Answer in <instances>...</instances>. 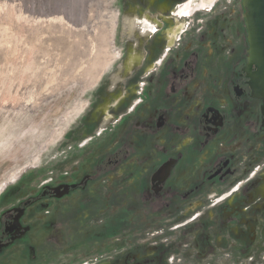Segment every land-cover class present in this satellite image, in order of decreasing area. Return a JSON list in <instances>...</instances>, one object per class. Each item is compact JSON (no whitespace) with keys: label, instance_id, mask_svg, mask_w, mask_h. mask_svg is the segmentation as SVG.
<instances>
[{"label":"rangeland","instance_id":"374dc122","mask_svg":"<svg viewBox=\"0 0 264 264\" xmlns=\"http://www.w3.org/2000/svg\"><path fill=\"white\" fill-rule=\"evenodd\" d=\"M119 11L117 0H0V216L77 166L82 152L72 139L97 120L90 104L109 98L122 74L111 68L115 32L136 27L128 18L120 24ZM113 181L59 207L36 203L25 217L32 222L24 221L31 230L0 241V264H264L258 190L230 208L221 202L212 218L216 199L157 210L156 200L130 198V186ZM57 210L56 219L44 212Z\"/></svg>","mask_w":264,"mask_h":264},{"label":"flooded vegetation","instance_id":"af4514ba","mask_svg":"<svg viewBox=\"0 0 264 264\" xmlns=\"http://www.w3.org/2000/svg\"><path fill=\"white\" fill-rule=\"evenodd\" d=\"M126 1L117 0V18L136 27L115 32L111 68L122 74L109 98L90 104L97 120L86 117L72 139L82 152L77 166L1 215V242L31 230L24 221L36 203L57 205L111 177L117 189L130 186V198L156 200L157 210L216 199L212 218L215 206L230 208L253 188L264 199V86L249 63L242 0ZM199 210L188 209L191 221ZM44 212L56 219L60 210Z\"/></svg>","mask_w":264,"mask_h":264},{"label":"water","instance_id":"95a60500","mask_svg":"<svg viewBox=\"0 0 264 264\" xmlns=\"http://www.w3.org/2000/svg\"><path fill=\"white\" fill-rule=\"evenodd\" d=\"M247 29L249 63L259 68L255 84L264 86V0H242Z\"/></svg>","mask_w":264,"mask_h":264}]
</instances>
